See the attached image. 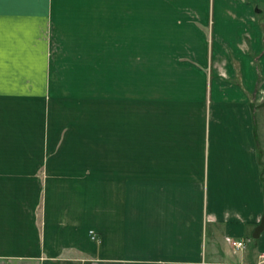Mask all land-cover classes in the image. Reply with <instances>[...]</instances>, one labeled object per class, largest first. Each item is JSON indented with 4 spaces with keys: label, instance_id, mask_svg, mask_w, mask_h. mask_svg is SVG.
Segmentation results:
<instances>
[{
    "label": "crops",
    "instance_id": "obj_1",
    "mask_svg": "<svg viewBox=\"0 0 264 264\" xmlns=\"http://www.w3.org/2000/svg\"><path fill=\"white\" fill-rule=\"evenodd\" d=\"M261 102L264 0H0V264H264Z\"/></svg>",
    "mask_w": 264,
    "mask_h": 264
},
{
    "label": "rangeland",
    "instance_id": "obj_2",
    "mask_svg": "<svg viewBox=\"0 0 264 264\" xmlns=\"http://www.w3.org/2000/svg\"><path fill=\"white\" fill-rule=\"evenodd\" d=\"M133 60L135 61H139V54L137 53L135 56H133ZM137 71L139 70L138 68L136 69ZM148 70V76H152L153 74V69L151 67L147 68ZM106 68H101L100 69V79H101V83H100V90H99V95H100V107H106V89L104 88L106 85H104V83H102V79L103 77L106 75ZM86 103V101H85ZM264 102H261L260 104V108L264 109ZM106 152V149H104ZM106 171V169L104 170Z\"/></svg>",
    "mask_w": 264,
    "mask_h": 264
},
{
    "label": "water",
    "instance_id": "obj_3",
    "mask_svg": "<svg viewBox=\"0 0 264 264\" xmlns=\"http://www.w3.org/2000/svg\"><path fill=\"white\" fill-rule=\"evenodd\" d=\"M264 230V214L262 215L261 219H260V223L259 225H257V227L254 229L253 232V238H258L259 234Z\"/></svg>",
    "mask_w": 264,
    "mask_h": 264
},
{
    "label": "built area",
    "instance_id": "obj_4",
    "mask_svg": "<svg viewBox=\"0 0 264 264\" xmlns=\"http://www.w3.org/2000/svg\"><path fill=\"white\" fill-rule=\"evenodd\" d=\"M233 246L238 249L244 246V243L242 241H233ZM261 261L264 262V253L260 254Z\"/></svg>",
    "mask_w": 264,
    "mask_h": 264
}]
</instances>
